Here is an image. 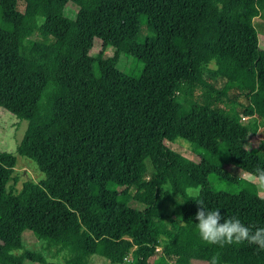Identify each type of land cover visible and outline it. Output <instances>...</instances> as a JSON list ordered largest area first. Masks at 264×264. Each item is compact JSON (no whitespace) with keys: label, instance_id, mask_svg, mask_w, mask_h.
I'll use <instances>...</instances> for the list:
<instances>
[{"label":"trees","instance_id":"1","mask_svg":"<svg viewBox=\"0 0 264 264\" xmlns=\"http://www.w3.org/2000/svg\"><path fill=\"white\" fill-rule=\"evenodd\" d=\"M24 3L20 13L15 0H0V109L26 122L16 153L39 179L7 191L15 159L0 151V264H87L94 255L109 264H209L217 254L220 264H264L255 246L204 244L198 205L185 196L199 185L205 207L264 227V198L227 169L255 178L264 168V155L247 146L256 127L244 122L261 123L264 139V50L252 24L264 20V0ZM141 25L151 37L140 38ZM121 55L135 64L131 74L117 68ZM28 62L39 71L29 81ZM176 140L198 161L164 145ZM166 183L182 200L180 221L168 225L159 213ZM24 233L41 249L25 248Z\"/></svg>","mask_w":264,"mask_h":264},{"label":"rangeland","instance_id":"2","mask_svg":"<svg viewBox=\"0 0 264 264\" xmlns=\"http://www.w3.org/2000/svg\"><path fill=\"white\" fill-rule=\"evenodd\" d=\"M24 0H15V9L22 13L24 11ZM72 9L68 8L65 11L66 16H70ZM252 24L255 29L256 35H257V47L261 50H264V20L261 18V16L255 17L252 19ZM140 38L144 37H151L152 34L147 31L145 26L141 25L140 28ZM28 40L45 43L48 44L50 42V39H43L37 35H31ZM101 46V43L99 40H94L92 49L90 51V55L95 56L96 53L99 51ZM117 68L126 74H131L133 70L135 69V64L133 61L123 55L119 57V61L117 63ZM210 70H213L212 66L208 67ZM24 75L26 79L29 81L33 77L39 75L38 68L33 65L32 63L28 62ZM133 76H136V74H132ZM212 84L216 88H222L223 80L217 77L216 75H213L212 77ZM237 89L240 91H243L241 86H237ZM191 90L193 91V95L197 96L199 95V90L191 87ZM229 96L234 97L236 95L235 92L229 91ZM235 101V99H234ZM243 103V100L239 97H236V104ZM224 107L220 106L222 110L225 112H230L229 107L231 106L230 102H225ZM250 128L256 127V132L254 135L250 136L247 142V146L249 148L250 154H261L264 155V139L261 135L262 132V125L259 123L255 118L251 117L249 119H246L244 121ZM26 129V122L20 121L15 118L14 115L10 114L7 111L0 109V151L11 153L14 156L15 163L11 172V175L9 177V180L7 182L6 189L7 191L16 194L21 190V186L25 181H32L34 183H37L39 179V174L36 171L34 165L26 160L25 158L20 157L16 153V147L20 143L22 136ZM164 145L176 152L180 155L197 162L198 158L194 156L191 152L190 146L181 140H176L173 142H165ZM231 173L235 174L238 179V186L246 189L248 191H251L253 193H256L260 197L264 198V190H262L259 187L258 181L251 177L247 176L244 173L235 170L234 168L227 167ZM167 192V193H165ZM181 206H182V200L172 193L171 187L168 183L161 185V193L159 196V213L165 218V223L168 225L167 218L173 219L174 221H180V213H181ZM23 240L25 248L27 249H34L39 250L40 245L38 244L37 240L31 233H24L23 234ZM160 248H157V251H159ZM47 260H53L49 257H46ZM129 259V258H127ZM55 261V260H53ZM87 264H109L106 260L99 256H91L88 259Z\"/></svg>","mask_w":264,"mask_h":264},{"label":"clouds","instance_id":"3","mask_svg":"<svg viewBox=\"0 0 264 264\" xmlns=\"http://www.w3.org/2000/svg\"><path fill=\"white\" fill-rule=\"evenodd\" d=\"M254 177L258 181L259 187L264 190V168L257 167ZM201 191L199 185H190L185 188L186 201L191 200L198 205L195 216L196 229L204 244L218 248L247 244L255 246L258 252L264 251V227L246 225L239 217L226 218L221 215L220 209L205 207L201 199ZM209 264H220L219 255L212 256Z\"/></svg>","mask_w":264,"mask_h":264},{"label":"built area","instance_id":"4","mask_svg":"<svg viewBox=\"0 0 264 264\" xmlns=\"http://www.w3.org/2000/svg\"><path fill=\"white\" fill-rule=\"evenodd\" d=\"M129 258V257H128ZM125 260H128L127 258Z\"/></svg>","mask_w":264,"mask_h":264}]
</instances>
